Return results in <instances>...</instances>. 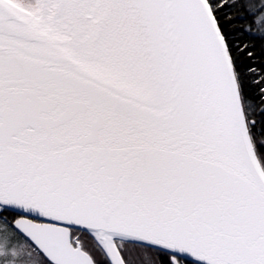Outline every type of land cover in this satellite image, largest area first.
I'll list each match as a JSON object with an SVG mask.
<instances>
[{
    "label": "snow or ice",
    "instance_id": "6c2138e0",
    "mask_svg": "<svg viewBox=\"0 0 264 264\" xmlns=\"http://www.w3.org/2000/svg\"><path fill=\"white\" fill-rule=\"evenodd\" d=\"M256 40L264 0H0V264H264Z\"/></svg>",
    "mask_w": 264,
    "mask_h": 264
},
{
    "label": "trees",
    "instance_id": "16d2710c",
    "mask_svg": "<svg viewBox=\"0 0 264 264\" xmlns=\"http://www.w3.org/2000/svg\"><path fill=\"white\" fill-rule=\"evenodd\" d=\"M237 26H240V25H237ZM240 38L245 39V40L248 39V37H240ZM254 43L256 44V52L257 54H259L261 49L264 48V41L256 40L254 41Z\"/></svg>",
    "mask_w": 264,
    "mask_h": 264
}]
</instances>
